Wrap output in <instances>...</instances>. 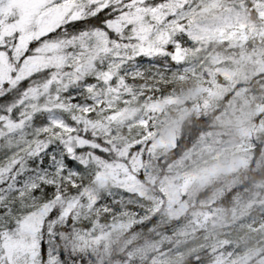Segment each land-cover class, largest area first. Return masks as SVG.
<instances>
[{"label": "snow or ice", "instance_id": "6c2138e0", "mask_svg": "<svg viewBox=\"0 0 264 264\" xmlns=\"http://www.w3.org/2000/svg\"><path fill=\"white\" fill-rule=\"evenodd\" d=\"M0 264H264V0H0Z\"/></svg>", "mask_w": 264, "mask_h": 264}]
</instances>
